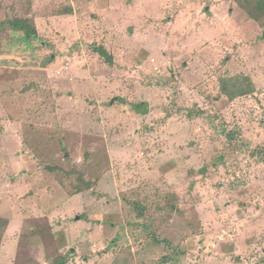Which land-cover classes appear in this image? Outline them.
Returning a JSON list of instances; mask_svg holds the SVG:
<instances>
[{
  "label": "rangeland",
  "instance_id": "1",
  "mask_svg": "<svg viewBox=\"0 0 264 264\" xmlns=\"http://www.w3.org/2000/svg\"><path fill=\"white\" fill-rule=\"evenodd\" d=\"M256 1L0 0V264H264Z\"/></svg>",
  "mask_w": 264,
  "mask_h": 264
},
{
  "label": "trees",
  "instance_id": "2",
  "mask_svg": "<svg viewBox=\"0 0 264 264\" xmlns=\"http://www.w3.org/2000/svg\"><path fill=\"white\" fill-rule=\"evenodd\" d=\"M256 13L264 14V0H257L255 2L250 14L255 16ZM8 22L15 30H21L27 39H35L37 37V29L33 20L29 18H13ZM95 50L103 56L108 63H112L113 58L104 46H98ZM220 91L229 99H234L238 96L252 93L254 91V84L249 77L243 75L222 77L220 79ZM191 112L190 110V113ZM87 187H90V184ZM77 191L79 192L80 189H77Z\"/></svg>",
  "mask_w": 264,
  "mask_h": 264
}]
</instances>
